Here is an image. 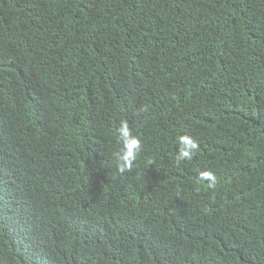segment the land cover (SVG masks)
<instances>
[{"label": "trees", "instance_id": "obj_1", "mask_svg": "<svg viewBox=\"0 0 264 264\" xmlns=\"http://www.w3.org/2000/svg\"><path fill=\"white\" fill-rule=\"evenodd\" d=\"M0 264H264V0H0Z\"/></svg>", "mask_w": 264, "mask_h": 264}, {"label": "clouds", "instance_id": "obj_2", "mask_svg": "<svg viewBox=\"0 0 264 264\" xmlns=\"http://www.w3.org/2000/svg\"><path fill=\"white\" fill-rule=\"evenodd\" d=\"M117 132L122 147L115 154L116 167L118 172L123 174L132 170L134 162L142 149V142L140 138L132 135L126 120L120 122ZM198 148L199 144L194 138L187 134L181 135L177 141L175 164L179 166L181 162L191 160ZM148 163L151 164L152 161ZM200 176L209 181L215 180V176L211 171L205 170L200 173Z\"/></svg>", "mask_w": 264, "mask_h": 264}]
</instances>
